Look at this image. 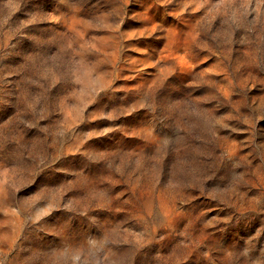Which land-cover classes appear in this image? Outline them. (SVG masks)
<instances>
[{
  "label": "clouds",
  "instance_id": "9594fccd",
  "mask_svg": "<svg viewBox=\"0 0 264 264\" xmlns=\"http://www.w3.org/2000/svg\"><path fill=\"white\" fill-rule=\"evenodd\" d=\"M0 264H264V0H0Z\"/></svg>",
  "mask_w": 264,
  "mask_h": 264
},
{
  "label": "rangeland",
  "instance_id": "374dc122",
  "mask_svg": "<svg viewBox=\"0 0 264 264\" xmlns=\"http://www.w3.org/2000/svg\"><path fill=\"white\" fill-rule=\"evenodd\" d=\"M85 39H87V34L85 36ZM205 67L207 69H211L212 65L209 62H205V64L202 66ZM213 75V73L211 71H209V76Z\"/></svg>",
  "mask_w": 264,
  "mask_h": 264
}]
</instances>
